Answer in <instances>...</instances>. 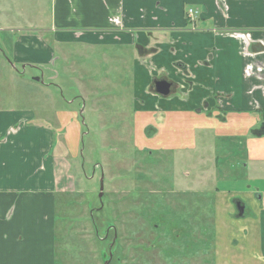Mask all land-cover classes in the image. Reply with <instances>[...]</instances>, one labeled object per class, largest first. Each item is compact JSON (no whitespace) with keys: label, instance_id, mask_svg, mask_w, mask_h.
I'll return each instance as SVG.
<instances>
[{"label":"rangeland","instance_id":"obj_1","mask_svg":"<svg viewBox=\"0 0 264 264\" xmlns=\"http://www.w3.org/2000/svg\"><path fill=\"white\" fill-rule=\"evenodd\" d=\"M39 1L5 0L13 11L24 7L27 17L38 15ZM194 15L188 14L192 29L196 28ZM249 37L244 33V39ZM107 48L78 51L85 48L69 44L64 48L69 49L66 60L53 48L58 60L51 71H41L8 59L0 42V111L31 114L32 124L28 122L27 127L45 123L57 134L51 156L55 157L58 190L55 205L47 206L54 212V220L50 218L44 228L46 222L29 218L25 205L5 203L0 243L17 244L27 239L30 245L23 250H31L29 264H104L102 256L106 254L107 260L109 250V264H259V259L264 260L256 253L264 235L259 222L261 214L264 218L261 191L245 205L240 204L242 216L238 215V202L220 207L224 193L218 194L219 199L216 194L222 187L230 189L228 184H218L226 175L224 170L243 191L248 185L238 177L242 169L232 155L220 150L225 145L220 141L201 158L185 150L140 151L134 144L133 122L141 108L133 98L151 94L133 85L136 79L131 62L124 63L121 73L104 69L103 51L108 55ZM40 77L43 83L36 81ZM171 80L177 83V78ZM181 97L156 96V100L162 108L178 109ZM222 162L229 167L223 169ZM100 174L104 178L101 208ZM260 174L264 175V167ZM263 186L258 183L254 189ZM0 199L3 201V196ZM39 205H43L40 200ZM38 210L31 208V213L38 214ZM177 234L181 240L189 237L185 258L183 253L177 255ZM40 236L49 239L51 251L36 241ZM180 243L184 250L185 244ZM10 257L3 260L2 255L0 264H14L16 258L17 264H26L20 254Z\"/></svg>","mask_w":264,"mask_h":264},{"label":"crops","instance_id":"obj_2","mask_svg":"<svg viewBox=\"0 0 264 264\" xmlns=\"http://www.w3.org/2000/svg\"><path fill=\"white\" fill-rule=\"evenodd\" d=\"M0 2V42L8 59L51 71L58 60L53 48L66 60L69 49L64 48L69 44L85 48L78 51L108 47V55L103 51L104 69L121 73L124 63L131 62L133 85L151 94L133 98L141 108L133 122L135 146L151 153L185 150L201 158L218 141L225 143L220 150L232 155L242 169L238 177L248 185L243 191L224 170L226 175L218 184H228L230 189L222 187L216 194L219 199L218 194L224 193L220 207L228 202L245 205L259 190L264 205V186L254 189L264 183L260 174L264 167V0H40L38 15L32 17L24 16V7L13 11L12 4ZM189 10L195 14V29L186 15ZM244 33L250 37L244 39ZM171 78H177V83ZM154 80L172 85L167 97L154 92ZM174 94L182 96L178 109L162 108L156 100ZM25 115L0 111V196L4 198L0 217L7 212L5 203L23 204L29 208V218L46 222L44 228L50 218L54 220L47 206L55 205L58 192L51 156L57 134L45 123L27 127L33 116ZM222 164L223 169L229 167ZM31 208L40 210L33 215ZM26 241L9 245L1 241L0 257L6 260L20 254V260L29 264L31 250H23L30 245ZM36 241L51 251L49 239L40 236ZM256 253L264 259V235Z\"/></svg>","mask_w":264,"mask_h":264},{"label":"water","instance_id":"obj_3","mask_svg":"<svg viewBox=\"0 0 264 264\" xmlns=\"http://www.w3.org/2000/svg\"><path fill=\"white\" fill-rule=\"evenodd\" d=\"M36 81L43 83V79H42V77L37 78ZM153 85H154V92H155L157 95L162 96V97H167V96L169 95V93H170V87H171V84H170L169 82H167V81H165V80H155V81L153 82ZM103 180H104V178H103V174H100V180H99V196H98L99 201H100V208L102 207V201H101V198H102V195H103ZM237 208H238V211H239V212H238V215H239V216H242V213H243V208H242V206H240V205L238 204ZM91 214H92V213H91ZM90 220H91V222H92V225H93V228H94V231H95V236H96V238L98 239L99 237H98V231H97V228H96V226H95V224H94V222H93V219H90ZM111 228H112V230H114V232H115V228H114V227H111ZM114 234H115V233H114ZM115 235H116V234H115ZM115 235H114V236H115ZM115 238H116V237H114L112 244L114 243ZM102 258H103V262H104V264H109V262H110V260H111V258H112V252L109 250L107 260L105 259V258H106V254H103Z\"/></svg>","mask_w":264,"mask_h":264},{"label":"flooded vegetation","instance_id":"obj_4","mask_svg":"<svg viewBox=\"0 0 264 264\" xmlns=\"http://www.w3.org/2000/svg\"><path fill=\"white\" fill-rule=\"evenodd\" d=\"M184 199H186V198H184ZM240 205V204H239ZM186 232H188V231H184V233H186ZM179 234H177V235H175V240H178L177 242H178V244H177V246H176V249H177V251H178V254L177 255H179L180 253H183V256H184V258H185V254L187 253V251L189 250V237L186 239V240H181L180 238H179ZM159 241V240H158ZM180 242H182V244L184 243L185 244V249L183 250V249H180L179 247H180V245H181V243ZM181 251V252H180ZM183 261H184V259H183ZM178 263H179V261H178Z\"/></svg>","mask_w":264,"mask_h":264},{"label":"trees","instance_id":"obj_5","mask_svg":"<svg viewBox=\"0 0 264 264\" xmlns=\"http://www.w3.org/2000/svg\"><path fill=\"white\" fill-rule=\"evenodd\" d=\"M205 233H207V231H206V230L202 232V234H204V235H205ZM214 233H215V232H214Z\"/></svg>","mask_w":264,"mask_h":264},{"label":"built area","instance_id":"obj_6","mask_svg":"<svg viewBox=\"0 0 264 264\" xmlns=\"http://www.w3.org/2000/svg\"><path fill=\"white\" fill-rule=\"evenodd\" d=\"M193 12L190 10L188 14H192Z\"/></svg>","mask_w":264,"mask_h":264},{"label":"bare ground","instance_id":"obj_7","mask_svg":"<svg viewBox=\"0 0 264 264\" xmlns=\"http://www.w3.org/2000/svg\"><path fill=\"white\" fill-rule=\"evenodd\" d=\"M152 82V81H151ZM172 86V85H171ZM184 230V229H183Z\"/></svg>","mask_w":264,"mask_h":264}]
</instances>
